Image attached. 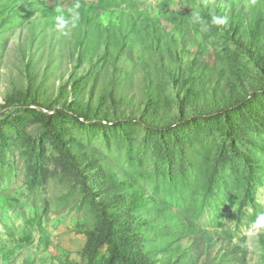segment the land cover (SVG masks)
I'll return each mask as SVG.
<instances>
[{"label":"rangeland","instance_id":"374dc122","mask_svg":"<svg viewBox=\"0 0 264 264\" xmlns=\"http://www.w3.org/2000/svg\"><path fill=\"white\" fill-rule=\"evenodd\" d=\"M79 1L0 0V264H264V0Z\"/></svg>","mask_w":264,"mask_h":264},{"label":"trees","instance_id":"16d2710c","mask_svg":"<svg viewBox=\"0 0 264 264\" xmlns=\"http://www.w3.org/2000/svg\"><path fill=\"white\" fill-rule=\"evenodd\" d=\"M80 3V6H84V3L82 1H79ZM89 8L92 10L94 9V6H90L89 5ZM81 10V9H80ZM84 13V11H82ZM91 13V12H87L85 13L84 15L85 16H82L81 19L82 21L84 22V25H85V32H84V35L82 37V40L85 41L86 39V30H89V19L86 18L87 16H89L88 14ZM206 18L208 21H210L211 23H213V16L210 12H208L206 15ZM80 24H82V22H80ZM233 24V22H232ZM228 28L230 30V33H227V36H229V38L236 42L237 44L241 45L239 43V39L240 38V32L237 30V28L235 26H231V25H228ZM181 92H179V95L177 96V99L179 100V104H180V111H181V114L182 116H185L186 113H187V104L185 103L184 100L181 99V96H180ZM186 105V106H185ZM27 105L25 102L23 101H19V100H14V101H8L5 105H3L1 108H0V118H4L6 117L7 115H9L10 113H12L13 111L15 110H19V109H23L25 108ZM35 106V107H34ZM234 106H237V105H234ZM32 107L34 109H41V106L40 105H32ZM44 108V107H43ZM57 111L56 109H53L51 112H55ZM86 123H89L87 119L84 120ZM155 121H153V123H155ZM151 124H147V126L149 127ZM173 126V125H172ZM171 126V128H172ZM249 164V163H247ZM250 166V165H249ZM250 169V168H249ZM81 177H83L84 179V176L83 174L81 173ZM250 179H251V171L249 170V177H248V180H247V184H246V198L248 197V200H250V190H251V182H250ZM97 197L101 198V199H104V196L99 193V194H96ZM165 234L164 236H169L166 241L163 243V242H157V245L158 246H161V245H164V247L166 248V253L167 254H170L171 251H172V238L174 237L171 233V230H172V223L170 222H167V224L165 225ZM166 230H168L170 232L169 233H166ZM124 241L127 243L128 240L127 239H124ZM131 242V241H130ZM110 248L112 249L113 251V254H114V257L118 258V259H121V261H124L126 264H137V259L139 258V254H137L136 252H132V257L128 254V252H123L121 250V248L115 244L114 242L110 241L107 243ZM178 251V250H177ZM176 251V252H177ZM136 253V254H134ZM222 262L220 264H243L244 263V260L243 258H241V255L236 252L235 250H231V249H226L224 254L222 255V258H221ZM143 264H155L153 262V258L150 257L148 258L145 263ZM165 264H169L168 262H165Z\"/></svg>","mask_w":264,"mask_h":264},{"label":"clouds","instance_id":"9594fccd","mask_svg":"<svg viewBox=\"0 0 264 264\" xmlns=\"http://www.w3.org/2000/svg\"><path fill=\"white\" fill-rule=\"evenodd\" d=\"M80 7V3L77 0L67 10L57 8L53 18L55 30L61 35H67L70 28H76L81 18ZM213 23L216 25H224L227 23V20L221 17H214ZM261 232H264V212L259 213L249 227L250 234H259Z\"/></svg>","mask_w":264,"mask_h":264}]
</instances>
